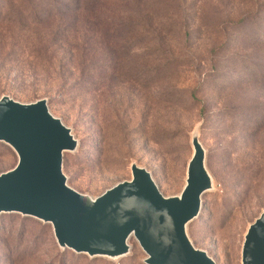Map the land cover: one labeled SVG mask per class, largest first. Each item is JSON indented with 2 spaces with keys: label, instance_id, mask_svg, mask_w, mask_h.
I'll list each match as a JSON object with an SVG mask.
<instances>
[{
  "label": "rangeland",
  "instance_id": "obj_1",
  "mask_svg": "<svg viewBox=\"0 0 264 264\" xmlns=\"http://www.w3.org/2000/svg\"><path fill=\"white\" fill-rule=\"evenodd\" d=\"M0 36V97L45 98L71 129L61 169L81 194L135 163L177 196L195 131L213 187L186 232L216 264H241L264 209V0H0ZM16 162L0 141V174ZM128 243L122 258H91L37 218L0 214V264H144Z\"/></svg>",
  "mask_w": 264,
  "mask_h": 264
},
{
  "label": "water",
  "instance_id": "obj_2",
  "mask_svg": "<svg viewBox=\"0 0 264 264\" xmlns=\"http://www.w3.org/2000/svg\"><path fill=\"white\" fill-rule=\"evenodd\" d=\"M71 129L47 109L45 98L19 103L0 97V141L17 162L0 174V214L16 212L50 225L56 244L88 257H124L131 236L144 264H216L193 245L186 224L201 209V195L212 188L204 150L192 132V154L177 196L161 194L151 174L131 163V178L89 197L67 182L63 153L75 151ZM241 264H264V209L250 222Z\"/></svg>",
  "mask_w": 264,
  "mask_h": 264
},
{
  "label": "trees",
  "instance_id": "obj_3",
  "mask_svg": "<svg viewBox=\"0 0 264 264\" xmlns=\"http://www.w3.org/2000/svg\"><path fill=\"white\" fill-rule=\"evenodd\" d=\"M4 18V17H3ZM5 40H7L6 37H2L0 36V46L3 45V42H5ZM13 41L16 43V40L14 38H12L10 43H13Z\"/></svg>",
  "mask_w": 264,
  "mask_h": 264
},
{
  "label": "bare ground",
  "instance_id": "obj_4",
  "mask_svg": "<svg viewBox=\"0 0 264 264\" xmlns=\"http://www.w3.org/2000/svg\"><path fill=\"white\" fill-rule=\"evenodd\" d=\"M212 187H213V185H212ZM211 189H212V188H211ZM211 189H210V190H211ZM210 190H208V191H210ZM206 192H207V191H206Z\"/></svg>",
  "mask_w": 264,
  "mask_h": 264
}]
</instances>
